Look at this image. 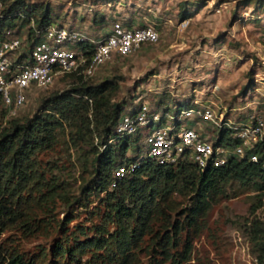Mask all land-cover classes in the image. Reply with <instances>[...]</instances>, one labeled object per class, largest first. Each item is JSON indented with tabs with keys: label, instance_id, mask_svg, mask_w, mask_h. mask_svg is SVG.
<instances>
[{
	"label": "rangeland",
	"instance_id": "374dc122",
	"mask_svg": "<svg viewBox=\"0 0 264 264\" xmlns=\"http://www.w3.org/2000/svg\"><path fill=\"white\" fill-rule=\"evenodd\" d=\"M28 1L48 4L53 24L79 29L94 38L107 33L114 20L157 28L159 40L155 44L115 57L93 76H83L88 84L111 80L114 88L110 101L126 106L124 112L140 99L152 110L160 108L161 103V108H167L168 115L173 116L176 106L198 101L216 112L224 110L225 117L232 121L246 123L255 115L264 118V0ZM183 7L190 12L186 19L180 16ZM19 32L26 38L27 26ZM78 83L73 77L61 76L46 88L35 87L27 92L24 105L16 114H10L0 98V128L11 119L32 117L52 93H62ZM80 113L86 117L85 110L76 114ZM78 115L72 121L62 120L57 143L38 155L45 178H55L70 200L82 195L83 186L94 175L90 142L98 141L94 132L93 138L86 134L84 140L72 142L75 133L86 132ZM196 127L210 134L213 131L206 123ZM142 140L140 134V144ZM136 153V146L132 145L126 155ZM225 191L227 196L212 206L201 230L193 235L188 259L180 264H257L251 221L257 218L256 211L259 216L263 211L264 190L258 191L252 182L231 180ZM103 195L90 194L70 207L59 198L49 207H35L29 225L17 224L0 231L1 251L22 254L36 264H54V249L59 243L64 245V239L65 244L73 246L87 239L99 240L102 234L108 237L106 234L114 232L116 226L105 220L106 211L100 200ZM171 200L176 213L189 204L188 198L179 193H174ZM255 205L258 208L251 214ZM262 230L264 237V226ZM185 237L183 232L182 241ZM150 238L146 235L139 242L135 264L149 263ZM181 249L182 242L178 247ZM107 253L103 248H91L83 252L81 263L92 264L93 256L102 258ZM98 261L96 264H115ZM164 264L172 263L168 260Z\"/></svg>",
	"mask_w": 264,
	"mask_h": 264
},
{
	"label": "trees",
	"instance_id": "16d2710c",
	"mask_svg": "<svg viewBox=\"0 0 264 264\" xmlns=\"http://www.w3.org/2000/svg\"><path fill=\"white\" fill-rule=\"evenodd\" d=\"M180 16L186 19L190 17V12L183 7ZM50 24H53L52 16L50 6L46 3L0 0V41L5 38L7 30H11L12 35L20 36L19 31L27 26L25 41L30 44L32 38L40 39L41 32ZM124 24L126 27L135 26L131 23ZM60 25L62 24L57 26ZM37 31L40 33L37 34ZM86 47L89 49L87 54H90L93 46ZM25 55L24 51L23 56ZM63 76L73 77L79 83L62 93H52L38 110L41 111L32 117L11 119L0 128V231L17 224L29 225L34 208L49 207V203L56 198L70 207L73 203L86 200L90 194L104 193L100 199L106 211L104 217L106 221L115 223L114 232H108V237L102 234L99 240L87 239L73 246L65 244L64 239V245L59 243L54 249V264H82L83 252L91 248L108 251L102 258L93 256L92 264H96L98 260L135 264V250L146 235L151 236V257L148 264H164L168 260L172 264H180L188 259L193 235L201 230L212 206L227 196L225 185L228 181L235 180L241 184L252 182L258 191L264 190V141L255 149L259 155L257 162L246 157H234L227 166L208 168L204 172H199L192 162L177 166L160 165L141 156L143 147L139 143V137H117L116 125L126 106L111 103L110 93L114 88L111 80L88 84L83 81L82 74L68 73ZM35 87L37 86L33 85L26 89L25 99L27 92ZM190 104L188 101L180 105L185 107ZM23 105L24 103L21 107ZM161 105L158 104L160 108ZM180 105L176 107V111ZM128 107L135 111L136 104L133 101ZM5 108L9 111L8 106ZM160 108H155L153 112L167 111V108ZM81 109L86 111V117H82L81 113L76 114ZM75 115H78L86 132L75 133L76 136L71 138L72 142L76 144L84 140L86 134L93 138L94 132L98 134V141L96 144L90 142L94 175L83 186L82 195L70 200L55 178H45L38 155L54 147L63 127L62 120H75ZM219 137L230 145L237 143L229 129L220 130ZM112 138L114 141L109 142ZM132 145L136 146L137 153L126 155ZM134 162H138L139 166L123 178L117 179L115 186H112L114 171ZM174 193L184 195L189 200V204L177 213L171 200ZM257 208V205L251 207L250 213L254 214ZM69 214L70 212L67 213L68 216ZM256 214L257 218L251 221L257 247L256 259L257 264H264V224L257 211ZM183 232L186 237L182 241ZM181 242L182 249L179 251ZM0 264L36 262L22 254L0 249Z\"/></svg>",
	"mask_w": 264,
	"mask_h": 264
},
{
	"label": "built area",
	"instance_id": "2783aa9c",
	"mask_svg": "<svg viewBox=\"0 0 264 264\" xmlns=\"http://www.w3.org/2000/svg\"><path fill=\"white\" fill-rule=\"evenodd\" d=\"M25 39L7 30L0 41V97L10 114L20 109L29 87L46 88L68 73L93 76L114 57L128 56L145 44L156 43L159 32L153 25L126 27L123 22L114 20L110 31L96 38L65 25L50 24L41 32L40 39L32 38L30 44ZM87 45L93 46L90 54H87ZM139 100H134L135 111L127 107L120 116L115 131L117 137H139V142L143 134L142 157L160 165L192 162L199 172L225 167L234 157L258 161L255 149L264 141L263 117L255 115L248 122L240 123L225 117L224 110L216 112L198 101L178 111L176 106L171 116L163 111L153 112L146 101ZM202 123L212 128L211 134L196 127ZM222 129L231 131L233 140L237 141L235 145L219 137ZM113 141L114 138L109 140ZM138 166L139 163L134 162L118 167L112 186ZM262 210L259 219L264 224V207Z\"/></svg>",
	"mask_w": 264,
	"mask_h": 264
}]
</instances>
